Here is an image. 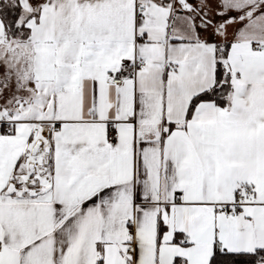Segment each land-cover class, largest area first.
<instances>
[{
    "label": "snow or ice",
    "instance_id": "snow-or-ice-1",
    "mask_svg": "<svg viewBox=\"0 0 264 264\" xmlns=\"http://www.w3.org/2000/svg\"><path fill=\"white\" fill-rule=\"evenodd\" d=\"M0 264H264V0H0Z\"/></svg>",
    "mask_w": 264,
    "mask_h": 264
}]
</instances>
